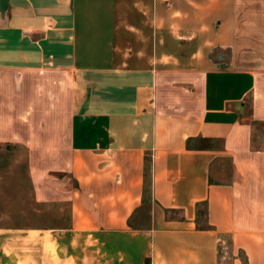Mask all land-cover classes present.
Listing matches in <instances>:
<instances>
[{
    "label": "crops",
    "instance_id": "0c3cea01",
    "mask_svg": "<svg viewBox=\"0 0 264 264\" xmlns=\"http://www.w3.org/2000/svg\"><path fill=\"white\" fill-rule=\"evenodd\" d=\"M260 38L264 0H0V143L61 214L0 264H264Z\"/></svg>",
    "mask_w": 264,
    "mask_h": 264
},
{
    "label": "rangeland",
    "instance_id": "374dc122",
    "mask_svg": "<svg viewBox=\"0 0 264 264\" xmlns=\"http://www.w3.org/2000/svg\"><path fill=\"white\" fill-rule=\"evenodd\" d=\"M260 9L261 6H258ZM261 40V41H260ZM259 48H245L252 52L254 65H264V46L260 38ZM259 143H264V124H256ZM257 139V140H258ZM26 150L14 144L0 143V225L21 226L51 222L57 218V210L39 204L34 196L24 163ZM56 213H55V211ZM67 213V212H66ZM57 216V217H56ZM63 216V215H62ZM231 243L223 245L219 264H232Z\"/></svg>",
    "mask_w": 264,
    "mask_h": 264
},
{
    "label": "trees",
    "instance_id": "16d2710c",
    "mask_svg": "<svg viewBox=\"0 0 264 264\" xmlns=\"http://www.w3.org/2000/svg\"><path fill=\"white\" fill-rule=\"evenodd\" d=\"M150 191V187H147V192Z\"/></svg>",
    "mask_w": 264,
    "mask_h": 264
}]
</instances>
